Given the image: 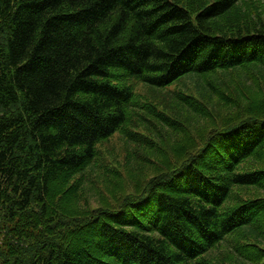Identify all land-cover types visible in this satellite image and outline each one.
<instances>
[{
	"label": "trees",
	"instance_id": "obj_1",
	"mask_svg": "<svg viewBox=\"0 0 264 264\" xmlns=\"http://www.w3.org/2000/svg\"><path fill=\"white\" fill-rule=\"evenodd\" d=\"M138 81L167 105L135 110ZM223 240L264 258V0H0V264H221Z\"/></svg>",
	"mask_w": 264,
	"mask_h": 264
},
{
	"label": "rangeland",
	"instance_id": "obj_2",
	"mask_svg": "<svg viewBox=\"0 0 264 264\" xmlns=\"http://www.w3.org/2000/svg\"><path fill=\"white\" fill-rule=\"evenodd\" d=\"M183 83L187 84L188 87L190 88V91H192V82L189 78H186ZM181 87V83L178 81H173L171 82L167 87H165L166 90H175L177 88ZM150 85L143 82V81H138L137 83H135V90L137 92V101L138 104L134 106V109L139 111L140 113H146L147 110H145L143 108V105H141L144 101H152L154 103L152 104H157L156 106L158 108H163V106H166L167 103H165V101L161 100V96L162 94L158 93H153L150 89ZM153 90H158V87L154 88ZM165 90V91H166ZM157 95V96H155ZM166 99V96H165ZM164 99V100H165ZM168 101V100H167ZM166 101V102H167ZM148 104V102H147ZM151 104V103H150ZM136 114V113H135ZM135 114L132 113L130 115V119L128 121H126V125H131L132 121L135 118ZM101 154H102V162L107 164V165H115L118 166L119 164H122V162L124 161V155H125V150L123 147V141L121 140V136L118 134V132L114 133L111 138L102 143L101 146ZM146 166V164H144ZM120 168V166H119ZM99 170V168H97ZM95 171V176L94 178H98V174H100V172ZM152 172V169L147 168H138V171L136 172V178H138L139 180L137 182L143 183L146 178L148 177L145 176L146 174H149ZM122 175H124V171L120 172ZM103 184V183H102ZM135 184V183H134ZM133 183H131L129 185V189H131L134 185ZM237 192L240 193V195H244V196H252L254 194H257L258 192H260V189H256L254 187H236ZM92 190H89V194L91 196V200L92 203L95 204V197L96 194L93 195V192H91ZM95 193V192H94ZM99 193V192H98ZM98 197V195H97ZM208 257H211L212 259H214L215 261L221 263V264H264V258L260 261V262H253L250 261L246 258H244L243 256L239 255L231 246H230V242L228 240H223L221 241L218 245H216V247H214L212 250H210L208 252Z\"/></svg>",
	"mask_w": 264,
	"mask_h": 264
}]
</instances>
